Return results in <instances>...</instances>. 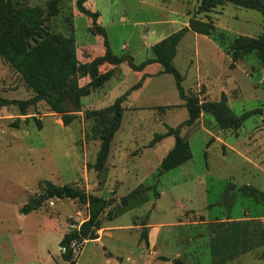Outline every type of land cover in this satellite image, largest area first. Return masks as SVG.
I'll use <instances>...</instances> for the list:
<instances>
[{
	"label": "rangeland",
	"instance_id": "obj_1",
	"mask_svg": "<svg viewBox=\"0 0 264 264\" xmlns=\"http://www.w3.org/2000/svg\"><path fill=\"white\" fill-rule=\"evenodd\" d=\"M51 1L16 0L18 9L36 8L48 32L74 37L81 52L92 45L93 56L98 54L92 21L78 12L76 0H58L55 14ZM199 3L87 0L85 5L99 10L111 50L130 54L135 64L155 58L146 41L162 40L187 27L189 19L211 22L229 35L263 31L264 17L257 10L225 3L200 13ZM231 62L207 35L189 30L179 40L173 65L183 76L186 94L201 101L224 98L236 115L256 112L237 129L221 128L211 114L202 113L194 124L180 128L191 158L161 175L160 162L175 139L171 135L149 143L189 117L174 77L163 68L142 93L136 96L132 90L122 103V126L101 172L90 167L99 148L98 121L85 118L84 111L111 105L140 80L139 70L122 62L114 76L82 96L77 118L67 125L44 101L29 106L24 115L17 105L2 106L0 264H71L63 259L59 242L75 222L87 218V205L50 198L21 213L43 181L77 185L111 200L107 210L115 216L107 219L105 214L99 238L75 247V264H264V202L258 193L264 192V64L255 52L234 66ZM154 63L148 71L162 67ZM33 94L0 57V97L27 99ZM245 185L257 191L243 190ZM136 189L139 194L120 212L126 206L123 197Z\"/></svg>",
	"mask_w": 264,
	"mask_h": 264
},
{
	"label": "trees",
	"instance_id": "obj_2",
	"mask_svg": "<svg viewBox=\"0 0 264 264\" xmlns=\"http://www.w3.org/2000/svg\"><path fill=\"white\" fill-rule=\"evenodd\" d=\"M86 1L76 0L75 6L78 12L92 21L89 29L97 36L100 45V52L95 56L92 54L94 46L88 45L86 47L89 50L81 52L74 37L48 32L43 27L41 14L36 8L18 9L16 0H0V57L20 75L34 93L27 99L0 97V108L14 104L24 115L29 106L44 101L52 112L60 116L62 123L67 125L77 118V112L82 106V96L103 85L116 73L122 62H127L132 70H141L149 63H159L163 68V73H169L174 77L180 98L184 100V106L189 114L188 119L179 126L167 127L164 133L156 134L149 143L154 145L164 137L171 135L175 139L174 146L160 162L159 175L191 158L189 142L180 134V128L194 124L202 113L211 114L221 128L237 129L250 114L256 112L253 110L236 115L224 98L201 101L197 95L186 94L182 86L183 76L173 65V58L179 40L184 33L191 30L207 35L215 41L230 56L231 66H234L236 60L253 52L257 54L259 62L264 64V26L262 33L256 36L229 35L224 30L217 29L211 22L189 19L187 27L171 33L152 45L155 58L135 64L130 54L117 55L111 50L106 27L98 21L99 10L88 8L85 5ZM57 3L58 0L49 2L53 14L58 12ZM225 3L257 10L264 17V6L259 0H200L198 12H210ZM81 79L87 82L81 83ZM141 84L142 79L117 97L109 106L84 111L85 118L98 121L95 130L99 148L96 159L90 166L97 172L105 168L113 139L122 126V103L130 91L137 89ZM38 124L40 126V122ZM242 189L257 191L249 185L243 186ZM39 190L37 195L30 197L23 204L20 209L21 213L25 214L38 209L50 198H68L87 205V218L80 223L75 222V227H70L59 242L63 259L75 264L74 247L84 240L99 237L98 230L102 228L105 214L107 219L115 216L111 210H107L111 205V200L87 192L77 185H56L51 181L39 183ZM258 193L264 202V192L259 191ZM138 194L137 189L131 191L123 197L122 204L126 205ZM128 208L129 206L126 205L120 212ZM142 236L147 238L145 228Z\"/></svg>",
	"mask_w": 264,
	"mask_h": 264
},
{
	"label": "crops",
	"instance_id": "obj_3",
	"mask_svg": "<svg viewBox=\"0 0 264 264\" xmlns=\"http://www.w3.org/2000/svg\"><path fill=\"white\" fill-rule=\"evenodd\" d=\"M160 39H156V40H154V41H152V42H150V43H148L147 41H146V45L148 46V45H153L154 43H156V42H158ZM155 63H150V64H147V65H145L144 66V68L143 69H141V70H139L138 72L139 73H142L141 74V77H140V79H142V84H141V86L139 87V88H137L136 90H134V94L136 93V96L139 94V93H142V90H143V88L147 85V83H150V81H152V77H154V76H160V75H162L163 73H161V71H162V67L161 68H159L158 66H156L155 68H154V70H152V71H148V67H150V66H153ZM134 71H137V70H134ZM114 76V75H113ZM102 86V85H101ZM167 130V129H166ZM164 133V132H163ZM167 137H169V136H167ZM105 229V228H104ZM101 234H99V236H100ZM99 238V237H98Z\"/></svg>",
	"mask_w": 264,
	"mask_h": 264
},
{
	"label": "built area",
	"instance_id": "obj_4",
	"mask_svg": "<svg viewBox=\"0 0 264 264\" xmlns=\"http://www.w3.org/2000/svg\"><path fill=\"white\" fill-rule=\"evenodd\" d=\"M74 225H75V224H74ZM73 243H75V241H74ZM80 244H81V243H80ZM80 244H78L77 246L79 247ZM75 247H76V246H75ZM75 247H74V250H75ZM60 249H61V248H60ZM63 249H64V248H62V250H63Z\"/></svg>",
	"mask_w": 264,
	"mask_h": 264
},
{
	"label": "water",
	"instance_id": "obj_5",
	"mask_svg": "<svg viewBox=\"0 0 264 264\" xmlns=\"http://www.w3.org/2000/svg\"><path fill=\"white\" fill-rule=\"evenodd\" d=\"M262 4H263V6H264V0H259Z\"/></svg>",
	"mask_w": 264,
	"mask_h": 264
}]
</instances>
